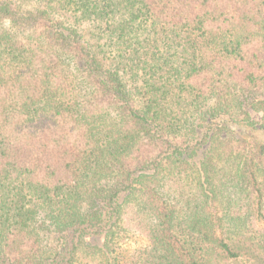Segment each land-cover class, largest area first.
Listing matches in <instances>:
<instances>
[{
	"label": "trees",
	"instance_id": "1",
	"mask_svg": "<svg viewBox=\"0 0 264 264\" xmlns=\"http://www.w3.org/2000/svg\"><path fill=\"white\" fill-rule=\"evenodd\" d=\"M0 264H264V0H0Z\"/></svg>",
	"mask_w": 264,
	"mask_h": 264
},
{
	"label": "rangeland",
	"instance_id": "2",
	"mask_svg": "<svg viewBox=\"0 0 264 264\" xmlns=\"http://www.w3.org/2000/svg\"><path fill=\"white\" fill-rule=\"evenodd\" d=\"M147 242L148 241L145 235L135 233L130 236H126L123 240H121L120 249L122 250L121 252H123V255L130 258L135 251L144 248Z\"/></svg>",
	"mask_w": 264,
	"mask_h": 264
}]
</instances>
